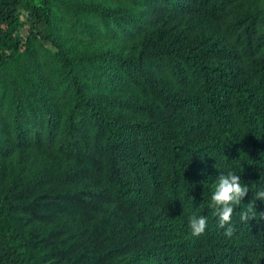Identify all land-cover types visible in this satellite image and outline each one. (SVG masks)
Returning <instances> with one entry per match:
<instances>
[{
	"label": "trees",
	"instance_id": "16d2710c",
	"mask_svg": "<svg viewBox=\"0 0 264 264\" xmlns=\"http://www.w3.org/2000/svg\"><path fill=\"white\" fill-rule=\"evenodd\" d=\"M260 190L264 0H0V264H258Z\"/></svg>",
	"mask_w": 264,
	"mask_h": 264
},
{
	"label": "clouds",
	"instance_id": "9594fccd",
	"mask_svg": "<svg viewBox=\"0 0 264 264\" xmlns=\"http://www.w3.org/2000/svg\"><path fill=\"white\" fill-rule=\"evenodd\" d=\"M249 192V188L242 184L240 177L232 172L226 175H220L212 194V204L215 208V215L218 217L219 227L225 230V235L231 237L234 234V227L232 226L233 213L235 206L241 203L243 197ZM260 200L264 202V190L256 191L253 197V203L247 209L240 213L239 219L241 222H249L256 218V210L254 208V201ZM261 219H264V213H261ZM189 228L194 237L202 236L207 228V217L200 215H193L189 217ZM264 251V247L261 248ZM259 255V253H257ZM264 261L261 258L258 261L260 264Z\"/></svg>",
	"mask_w": 264,
	"mask_h": 264
}]
</instances>
